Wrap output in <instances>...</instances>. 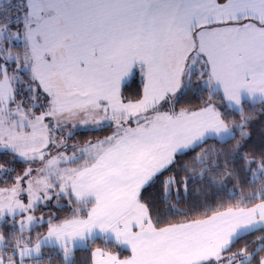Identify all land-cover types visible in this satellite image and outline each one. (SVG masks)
I'll list each match as a JSON object with an SVG mask.
<instances>
[{
	"label": "snow or ice",
	"instance_id": "1",
	"mask_svg": "<svg viewBox=\"0 0 264 264\" xmlns=\"http://www.w3.org/2000/svg\"><path fill=\"white\" fill-rule=\"evenodd\" d=\"M257 113L264 0H0V264H264V235L234 249L264 232Z\"/></svg>",
	"mask_w": 264,
	"mask_h": 264
},
{
	"label": "trees",
	"instance_id": "2",
	"mask_svg": "<svg viewBox=\"0 0 264 264\" xmlns=\"http://www.w3.org/2000/svg\"><path fill=\"white\" fill-rule=\"evenodd\" d=\"M16 0H13V3H15ZM141 84H140V77L137 75L133 80H130L127 84H126V93L130 96L135 95L138 90L140 89ZM201 103V101H199L198 99L192 98L191 101H189L187 98L181 99L180 104L177 105V107H186V106H195L197 104ZM233 116L236 120H239L240 117L235 115V113H233ZM110 129L112 128H104L101 130H95V129H79L76 131V134L74 137H71V139L77 140L80 143H84L86 141L89 140H95L97 138H101L102 136H106L107 134L110 133ZM249 130L252 133L251 139L247 142L248 143V147L252 148V149H256L259 150V146L261 144V140H262V134H264V116H260L258 113L256 114L254 120L252 121ZM237 139H239V137L237 136ZM232 143H235V141H233ZM208 146H217L219 147L220 145H217L216 141L211 140L208 142V145H205V147ZM199 151V149L197 150ZM195 153L190 154L189 156H185L182 159L183 160H190V156L194 155ZM11 159L10 156L8 155H0V163H4L7 165V162ZM16 164H24L22 162L17 161L15 163ZM177 167H179V165H177ZM169 174H177L175 173V171L173 173H166L165 176L169 175ZM163 179V178H162ZM243 179V177H242ZM229 187L233 186V184L235 182L229 180L228 182ZM240 187H244L243 184L240 185ZM251 191H255V188H253L251 185L247 186V188L245 189V194H247V192H251ZM160 195V183L157 182L153 185H151L150 187L147 188L146 191H144L143 193V198L145 199V201H148L150 199H156L158 198ZM187 196V199H184V197ZM203 197V193L199 192L197 190V187H193L191 188V190L188 193H184L181 192L180 193V197L177 198L174 194L171 196V203L176 204L178 207L180 208H188L189 205L195 203L197 200H202ZM62 203H67V201H62ZM57 209L55 208L54 212H56ZM71 209L68 207H65L62 211H60L58 214L63 217L65 215L70 214ZM181 217L177 216L174 217V220H178ZM46 229L42 228L40 229V231H44ZM260 235H264V232H255L252 235H248L245 236L244 238H242L241 240H239L236 245H234V249L241 247L244 244H248L251 241L255 240L257 236ZM96 246H103V242L102 241H97V245ZM256 245L253 244L252 247H255ZM251 250V248L249 249ZM89 253L85 252V251H78L76 253V264H89ZM54 264H61V261L57 258L54 261Z\"/></svg>",
	"mask_w": 264,
	"mask_h": 264
},
{
	"label": "rangeland",
	"instance_id": "3",
	"mask_svg": "<svg viewBox=\"0 0 264 264\" xmlns=\"http://www.w3.org/2000/svg\"><path fill=\"white\" fill-rule=\"evenodd\" d=\"M81 129H88V128H81ZM110 130H111L110 133L107 134V135H110L113 129H110ZM76 131H77V130H76ZM58 135H61V134H58ZM103 137H104V136H102L101 138H97V139H102ZM238 137H239V136H238ZM95 140H96V139H95ZM89 141H90V140H89ZM92 141H94V140H92ZM86 142H88V141H86ZM86 142H84V143H80L79 141L74 140V139H71V138H68V139H67V143L70 144V145H72V144H77V145H81V146H83ZM72 151H73V149H69V150H68V154H71ZM14 166H15V168H16V172L18 173V172H21L24 168L28 167L29 165L24 163V164H16V165H14ZM31 166H33V167H39L40 165L37 163V164L31 165ZM15 174H16V173H13V175H15ZM54 210H55V207L53 206L52 209H51V211L54 212ZM41 212H45V210H44V209H41V211H40V212H37L36 215H40ZM45 214H47V213L45 212ZM37 231H40V229H37Z\"/></svg>",
	"mask_w": 264,
	"mask_h": 264
},
{
	"label": "crops",
	"instance_id": "4",
	"mask_svg": "<svg viewBox=\"0 0 264 264\" xmlns=\"http://www.w3.org/2000/svg\"><path fill=\"white\" fill-rule=\"evenodd\" d=\"M258 202V201H257Z\"/></svg>",
	"mask_w": 264,
	"mask_h": 264
}]
</instances>
